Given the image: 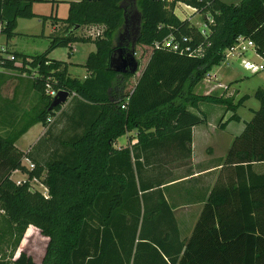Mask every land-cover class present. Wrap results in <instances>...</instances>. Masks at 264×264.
Here are the masks:
<instances>
[{
    "label": "trees",
    "instance_id": "1",
    "mask_svg": "<svg viewBox=\"0 0 264 264\" xmlns=\"http://www.w3.org/2000/svg\"><path fill=\"white\" fill-rule=\"evenodd\" d=\"M43 1L0 0V36L6 40L14 36L17 19L37 16L32 4ZM67 2V16L53 18L64 25L48 35L49 44L42 53L30 57L9 54L11 59L0 49V68L13 69L19 60L34 69L35 74H29V89L38 97V105L25 115L18 130L0 134V209L19 232L32 225L47 238L41 262L22 249L11 262L0 264H264V173L252 168L264 161L263 88L253 93L259 109L233 138L224 158V165L235 171V186L212 188L187 242L179 236L160 183L140 179L146 159L139 161L129 147H113L118 137L132 130L142 149L172 133L183 138L189 156L191 127L204 122L189 107L197 108L201 102L221 104L234 112L230 119L239 121L236 108L248 95L235 104L232 97L196 94L193 88L220 64L239 37L250 39L256 54L264 57V0L236 4L221 0ZM177 2L204 16L205 35L197 24L174 14ZM125 16L129 37L135 40V73L116 72L109 63ZM83 26L104 29L93 37L78 34ZM170 34L186 37L201 55L153 47ZM90 40L96 50L83 64L89 74L82 79L69 75L64 61L48 58L57 47ZM123 43L124 52H129L128 37ZM8 78L0 73L3 101V83ZM47 82L57 90L69 91L87 110L82 112V123H77L82 132L61 141L62 152L55 149L52 158L42 164L31 149L20 151L15 142L31 126L44 125L61 109V105L49 108L52 97L45 92ZM150 137L155 142L147 141ZM29 157L36 161L32 171L22 164ZM15 170L41 178L48 197L32 191L28 182L17 185L11 177ZM235 200L237 206L228 209Z\"/></svg>",
    "mask_w": 264,
    "mask_h": 264
},
{
    "label": "crops",
    "instance_id": "2",
    "mask_svg": "<svg viewBox=\"0 0 264 264\" xmlns=\"http://www.w3.org/2000/svg\"><path fill=\"white\" fill-rule=\"evenodd\" d=\"M51 1L54 5V0ZM60 1L67 2L79 0ZM33 6L34 5L32 4V11L36 15H46L45 13L34 11ZM57 6L58 5H56V7ZM179 7L186 13V15H184L179 10ZM173 11L178 18L188 19L192 23L198 21V16H202V14L196 11L195 8L182 2H177ZM203 17L204 16H202V18ZM27 19H34L36 22H38L37 26H40L41 36H43L45 32L50 35L52 32L57 31L59 27L64 25L60 22H55L54 20L51 21V25H49L47 22L48 20L39 19L38 17ZM208 19L211 21L209 17ZM19 20H21V18L17 19L16 27L14 29L16 34L21 30L19 29ZM82 28L78 31V34H81ZM37 31L39 32V30ZM93 31L99 32L100 29H97L95 26H88L85 28L86 34H90ZM23 34L27 33L24 32ZM30 34L33 33L31 32ZM13 37L14 36L8 40L5 39V43L1 45L6 50L8 55L21 53L17 50H9L11 45H15L13 42H11ZM9 42H11V44ZM79 44L85 46L86 52L84 54V62H74L70 60L71 56L73 57V52L76 50L73 46L69 47V60L64 62L67 64V73L69 75L82 79L89 74L88 71L83 67V64L85 63L88 54L90 52H94L96 47L92 40L87 42H79ZM53 51L54 49L48 54V58L53 59L50 56ZM248 51H251L255 57L264 58L254 53L252 49H249ZM22 54L27 55L23 52ZM27 59L30 60L29 57H27ZM224 59L219 65L212 67L215 68L216 71L212 70L211 68V70L206 75L207 77L203 78L193 88L194 93L201 95H213L214 91L221 90L219 96L227 97L228 95H232L234 101V95L233 91L230 90V85L227 82L221 80L218 72ZM251 61L256 63L255 60ZM78 65L80 66V69H82V73L79 75H74L73 72L76 70V68L78 69V67H76ZM14 66L15 67L13 69H0V73L9 75V79H13V82L15 80H20L19 77H11L13 76V72L11 73V70H16L20 66L18 60L14 63ZM262 70H264V68ZM200 84H203L206 88V90L202 93L197 92V88L200 86ZM203 103L211 102H201L197 108L189 107L190 111L197 113L201 117H204L203 123H199L191 127V142L188 144L190 148L189 156L187 154L183 138L173 137L172 133H167L164 136H160L157 138L156 144H154V146L146 147L145 149H142V146L140 145L141 143H138L137 132L135 130L126 132L124 135L118 137L113 143V147L116 149L129 147L130 149L134 150L135 156L139 161L146 159V163H144L143 167L141 168L140 179L143 182L153 181L152 183L154 185L160 183L159 188L162 190L165 199L168 201L174 212V217L179 230V236L181 240H185L186 242L189 240L194 227L198 222L205 205L207 204L208 196L212 188L215 185L218 187H234L236 181L234 169L232 167L225 166L223 162L233 138L237 136L242 130H240L238 134L231 133V139H229V141H225L223 137H220L217 134L220 131H224L230 121H235L230 119V116L233 113L226 117L228 109H225L226 112L219 116V122L217 121L218 118H216V116L215 119H213V123H207V109L202 106ZM84 110H87V107H84L82 102L75 98V96L72 94L68 97L67 101L61 105V109L58 110L55 115H53L52 119L49 118L48 121L51 122L54 120L55 123H82L81 115ZM216 111L218 112L220 110H215V113H217ZM34 129H36V131L33 135H31V139L26 145V149H31L32 154L35 156L38 154V151L37 147L34 146L38 141L39 134L43 132L42 124H34L23 135L26 133H31ZM23 135L15 142L17 147V143L23 137ZM147 141L155 142V140L151 137L147 139ZM56 145L62 146V142L59 141L56 143ZM56 148L58 149V147ZM46 149L48 151H54L55 147L52 149ZM252 168L256 173H264V161L254 163ZM14 174L15 173H12V178ZM227 206L228 209L229 207L234 208L237 206V201L235 200L234 202L229 203Z\"/></svg>",
    "mask_w": 264,
    "mask_h": 264
},
{
    "label": "rangeland",
    "instance_id": "3",
    "mask_svg": "<svg viewBox=\"0 0 264 264\" xmlns=\"http://www.w3.org/2000/svg\"><path fill=\"white\" fill-rule=\"evenodd\" d=\"M228 4H236L240 0H221ZM54 5L51 0H46L43 2H34L33 10L45 13L46 15H37L39 19H46L49 25H51V21L53 18L57 16V18H65L68 14V3L60 0H54ZM56 5H58L56 7ZM179 10L186 15V13L179 7ZM45 18H43V17ZM198 21L194 23L200 25V28L206 30L204 26H201L203 23L202 16H198ZM36 20L21 18L19 20V29H21L17 34H14L11 42L15 45H11L9 50H17L21 53L27 54V56H33L39 53H42L48 46V33H44L43 36L40 34V26H37ZM85 28L83 26L81 33H86ZM97 29H100L99 32L93 31L90 34L95 37L98 33L101 34L104 29L103 26H96ZM17 30V29H16ZM24 30V31H22ZM39 30V32L37 31ZM26 32L27 34H23ZM37 34V35H33ZM99 35V34H98ZM35 39V40H32ZM11 42H9L11 44ZM5 43V37L3 35L0 36V46ZM70 46H73L76 50L73 52V57H68V53L70 52ZM85 46L79 44V42L70 43V45L65 47H57L54 49L52 54L50 55L53 59L56 60H72L74 62H84L85 60ZM6 53H1V56L6 57ZM246 58L250 60H255L256 63H262L264 65V58L255 57L251 51L246 53ZM20 63V61L18 60ZM76 70L73 72L74 75H79L82 73V69L80 66H76ZM2 70V68H0ZM212 70L216 71L215 68ZM34 69L29 65H23L20 63L18 69L11 70L13 72V76L11 77H20V80L7 79L4 81V88L2 92V97L6 100L3 101L0 99V134L3 136L8 135V133L12 131L18 130L24 120L25 115L31 111V109L38 105V97L32 93L29 89V85L31 83L29 74L33 73ZM219 76L221 80L227 82L230 85V90L233 91L234 95V103L238 104L241 101V97L244 95H248V97L236 108V114L239 115V121H230L227 125V128L224 131H220L217 135L223 137L225 141H229L233 134H238L240 130L243 129L244 123L249 121L253 117V112L258 110L260 107L259 101L253 96L254 91L261 87L264 89V70L259 71L257 73H251L248 70H245L239 61L235 58H225L223 63L221 64L220 69L218 70ZM2 76H8L6 74L1 73ZM19 75V76H18ZM22 75V76H21ZM207 75V74H206ZM205 76L204 78H206ZM210 77V76H209ZM206 88L203 84H200L197 88L198 93H202ZM221 90H217L213 92V95L218 97ZM20 93V94H19ZM19 94V95H18ZM232 97V95H228ZM13 97L12 100H10ZM7 102L9 104H7ZM9 106V109L7 108ZM206 111V116L208 118L207 123H213V119L221 116L222 113L226 112L225 107L221 104H211V103H203ZM7 108L6 111H3V108ZM219 109L220 111L215 110ZM234 113L233 111H227L226 117L230 114ZM13 116V117H12ZM53 115H50L49 118L52 119ZM226 119V118H225ZM219 122V121H218ZM43 127V132L39 134L38 141L34 147H37L38 154L33 155L36 157L40 163L44 164L47 160H49L53 152L51 150H47L46 148L52 149L55 147L58 153L62 152L61 145H56L57 142L67 140L72 136L79 135L82 132V127L77 126V123H55V121L47 122ZM242 128V129H241ZM36 129H34L31 133H26L23 137L18 141V149L23 152L29 151L27 148V144L31 139V135L34 134ZM58 147V149L56 148ZM32 153V152H31ZM30 158V157H29ZM31 162H35L31 158L29 159ZM25 165H28V162L22 159ZM20 174L15 173L13 175V179L20 178ZM4 212L0 209V261L8 263L11 262L19 253L20 250L24 249L29 252L33 259L39 263L41 262L43 253L46 247L47 238L40 235L36 228L32 225L26 226L21 232H19L14 226L11 225L10 222L6 219Z\"/></svg>",
    "mask_w": 264,
    "mask_h": 264
},
{
    "label": "built area",
    "instance_id": "4",
    "mask_svg": "<svg viewBox=\"0 0 264 264\" xmlns=\"http://www.w3.org/2000/svg\"><path fill=\"white\" fill-rule=\"evenodd\" d=\"M200 27V25H198ZM201 26H205L204 23L201 24ZM200 31L202 34H206V30L200 28ZM155 49H163L167 48L169 50H172L174 52H177L182 55H188V56H200L201 51L199 48L193 49L191 45L188 43V39L184 36L180 38H176L172 34L168 35L165 37L162 41H156L153 45ZM1 50H4L2 46H0ZM249 49L254 50V43L250 39H245L242 37H239L237 41L225 51V58L231 57L235 58L239 61L241 66L245 69L250 71L251 73H257L260 70L264 68V65L262 64H256L253 61L246 59V53ZM9 57L12 59L13 56L9 55ZM63 90V89H59ZM51 86V83L47 82L45 85V92L48 94L50 97H54L57 92L59 91ZM121 108H125V105L122 104ZM25 161L28 162V165H25L22 161V164H24L27 168L28 171H32L34 169V163H32L30 160L27 158H24ZM13 173H18L20 174V178H15L13 179L14 182L19 185L25 182L29 183V187L32 191H38L40 192L45 198L48 197V189L46 185L42 182L41 178H38L36 176L30 177L28 173H23L21 170H15Z\"/></svg>",
    "mask_w": 264,
    "mask_h": 264
},
{
    "label": "water",
    "instance_id": "5",
    "mask_svg": "<svg viewBox=\"0 0 264 264\" xmlns=\"http://www.w3.org/2000/svg\"><path fill=\"white\" fill-rule=\"evenodd\" d=\"M140 20V18H139ZM127 17L125 16L123 31L119 32L115 37L116 49L110 57V67L120 73H135L138 68L137 60L134 56V38L129 37V32L126 28ZM76 28V27H75ZM124 37H128L131 41V48L129 52H124L125 44L123 43ZM69 91L59 90L57 94L52 98L49 108H53L57 105L64 104L68 97Z\"/></svg>",
    "mask_w": 264,
    "mask_h": 264
}]
</instances>
